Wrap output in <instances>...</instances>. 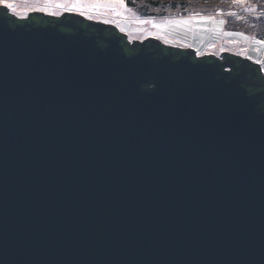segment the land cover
<instances>
[{"label": "water", "instance_id": "water-1", "mask_svg": "<svg viewBox=\"0 0 264 264\" xmlns=\"http://www.w3.org/2000/svg\"><path fill=\"white\" fill-rule=\"evenodd\" d=\"M41 13L0 11V264H264L260 66Z\"/></svg>", "mask_w": 264, "mask_h": 264}, {"label": "rangeland", "instance_id": "rangeland-1", "mask_svg": "<svg viewBox=\"0 0 264 264\" xmlns=\"http://www.w3.org/2000/svg\"><path fill=\"white\" fill-rule=\"evenodd\" d=\"M9 2L15 4L16 12L11 9L7 10L16 18H26L31 12H42L53 16H59L64 12L81 15L79 11L55 8L56 0H52L48 4L47 11H38L37 9L44 7L48 0H9ZM75 2L86 5L89 3H112L118 2V0H75ZM123 3L124 7L118 10V14L110 9L86 8L81 16L94 22L117 27L121 33L126 34L129 41L142 42L146 38L152 37L159 40L161 44L185 49L191 48L199 57L205 54H213L218 57L222 52H229L258 64L264 74V41L237 32H226L223 30V24L219 23L222 20L220 17H223L220 13L207 15L191 13L184 16L172 14L164 18H141L134 10L125 5L124 0ZM248 14L260 15L254 7L246 5L239 8L236 13L241 17ZM178 21H185V23H170ZM154 25H160V27H154Z\"/></svg>", "mask_w": 264, "mask_h": 264}, {"label": "trees", "instance_id": "trees-1", "mask_svg": "<svg viewBox=\"0 0 264 264\" xmlns=\"http://www.w3.org/2000/svg\"><path fill=\"white\" fill-rule=\"evenodd\" d=\"M125 5L134 10L141 18H164L172 14H181L182 16L197 14H216L220 13V17L224 21L223 30L226 32H237L248 35L257 40L264 41V2L259 0H246L245 3H233L232 0H124ZM243 5L254 7L259 16L248 14L243 17L237 16L236 13ZM7 8L0 6L1 10ZM231 13V15H230ZM9 16H13L7 10ZM40 14V13H39ZM42 15V16H41ZM38 16H30L35 23L47 21L43 18L45 14ZM41 16V17H40ZM49 16V15H47ZM208 18V16H205ZM210 17V16H209ZM24 21L25 19H19ZM55 20L57 18L55 17ZM91 31L90 29H88ZM117 32V31H115ZM120 35V34H119ZM126 51V50H125ZM127 52V51H126ZM129 54V53H128Z\"/></svg>", "mask_w": 264, "mask_h": 264}, {"label": "snow or ice", "instance_id": "snow-or-ice-1", "mask_svg": "<svg viewBox=\"0 0 264 264\" xmlns=\"http://www.w3.org/2000/svg\"><path fill=\"white\" fill-rule=\"evenodd\" d=\"M52 0H48V3L41 8H38V11H47L48 4H50ZM233 3H245L246 0H232ZM259 2H264V0H259ZM0 5H4L7 9H11L13 12H16L15 4L9 2V0H0ZM55 8L64 9L65 11H79L81 15L84 14L86 8H93V9H110L114 12L122 9L124 7L123 0H118V2L112 3H89V4H81L75 2V0H56L54 4ZM231 15V13H230ZM170 23H185V21H178V22H170ZM219 23L223 24L224 21L221 20ZM154 27H160V25H154ZM231 35V33H229Z\"/></svg>", "mask_w": 264, "mask_h": 264}, {"label": "flooded vegetation", "instance_id": "flooded-vegetation-1", "mask_svg": "<svg viewBox=\"0 0 264 264\" xmlns=\"http://www.w3.org/2000/svg\"><path fill=\"white\" fill-rule=\"evenodd\" d=\"M65 14V13H64ZM71 14V13H70ZM62 15V14H61ZM60 15V16H61ZM60 16H58V17H60ZM27 18H29V15H27V17L26 18H24V19H27ZM85 20L86 21H92V20H90V19H87V18H85ZM31 22H33V20H31ZM92 22H94V21H92ZM97 23H101V22H97ZM104 24V23H103ZM106 25H111V24H106ZM115 31H117V32H115ZM91 32L93 33V30H91ZM113 32H115V33H117L118 35L120 34V35H123L119 30H118V28L117 27H115V30H112L111 32H108V31H105V36H109L110 34H112ZM134 41H129L128 39H127V37H125L124 39H123V41H121V44H123V48H124V50H126L127 51V53H133V52H135V50H134V48L132 47V43H133ZM180 50H183V49H180ZM176 52L174 53V55L176 56ZM235 56V55H234ZM198 57L199 56H197V55H195V59H198ZM223 59L224 58H219V60L220 61H223ZM254 63V62H253ZM224 70L225 71H230V70H232L231 68H224ZM264 81V74L262 73V70H261V72H259V73H256L255 74V76H254V79H253V82L255 83V84H260V83H262ZM247 89L248 90H250V87H247ZM264 90V88H257L255 91L256 92H258V91H263ZM254 91V90H253Z\"/></svg>", "mask_w": 264, "mask_h": 264}]
</instances>
